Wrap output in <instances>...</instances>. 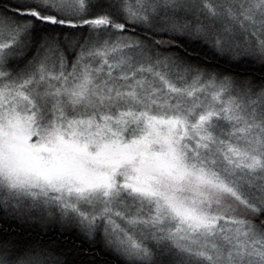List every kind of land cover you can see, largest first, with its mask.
Here are the masks:
<instances>
[{"label": "snow or ice", "instance_id": "obj_1", "mask_svg": "<svg viewBox=\"0 0 264 264\" xmlns=\"http://www.w3.org/2000/svg\"><path fill=\"white\" fill-rule=\"evenodd\" d=\"M0 264H264V0H0Z\"/></svg>", "mask_w": 264, "mask_h": 264}]
</instances>
